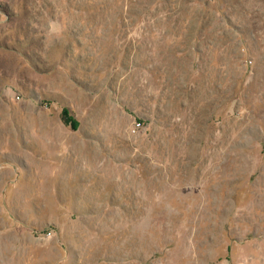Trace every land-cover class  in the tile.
<instances>
[{
    "label": "rangeland",
    "instance_id": "374dc122",
    "mask_svg": "<svg viewBox=\"0 0 264 264\" xmlns=\"http://www.w3.org/2000/svg\"><path fill=\"white\" fill-rule=\"evenodd\" d=\"M0 264H264V0H0Z\"/></svg>",
    "mask_w": 264,
    "mask_h": 264
},
{
    "label": "built area",
    "instance_id": "2783aa9c",
    "mask_svg": "<svg viewBox=\"0 0 264 264\" xmlns=\"http://www.w3.org/2000/svg\"><path fill=\"white\" fill-rule=\"evenodd\" d=\"M140 128H141V122H137V123L135 124L134 131H137V130L140 129Z\"/></svg>",
    "mask_w": 264,
    "mask_h": 264
}]
</instances>
